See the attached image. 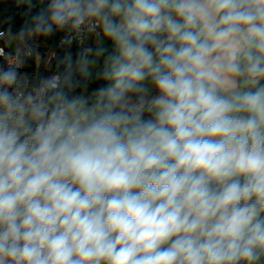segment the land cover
<instances>
[{"label":"clouds","instance_id":"1","mask_svg":"<svg viewBox=\"0 0 264 264\" xmlns=\"http://www.w3.org/2000/svg\"><path fill=\"white\" fill-rule=\"evenodd\" d=\"M17 3L23 47L0 48V264H258L264 0ZM65 30L114 46L90 96L73 94L97 62L85 53L31 89L19 71L29 37Z\"/></svg>","mask_w":264,"mask_h":264},{"label":"built area","instance_id":"2","mask_svg":"<svg viewBox=\"0 0 264 264\" xmlns=\"http://www.w3.org/2000/svg\"><path fill=\"white\" fill-rule=\"evenodd\" d=\"M48 0H43V7L46 6ZM99 31V29L97 30ZM4 33L0 36V48L6 54L10 53L16 55L18 47H23L21 41L16 38L15 33H9L6 30H0ZM71 38L72 42L65 43L66 38ZM93 33L82 32L77 35L75 32L56 31L55 39L50 41L40 40L37 36L29 37L27 39V46L33 49L31 56H24V63L20 66L19 71L29 78L28 87L31 89L33 86L39 85L41 80L52 74H59L56 69V63L60 52L64 49H74L78 54L85 53L87 56L94 54V49L97 41L99 40ZM88 49H92L88 52ZM5 65V59L0 56V66ZM155 90L153 89V93Z\"/></svg>","mask_w":264,"mask_h":264},{"label":"trees","instance_id":"3","mask_svg":"<svg viewBox=\"0 0 264 264\" xmlns=\"http://www.w3.org/2000/svg\"><path fill=\"white\" fill-rule=\"evenodd\" d=\"M33 5V4H32ZM27 5H20L17 3V0H0V30H6L11 27V33L17 34L24 21L27 19L24 16V12L27 10ZM43 7V0H39L38 3L34 4L32 7V13L35 14ZM56 31L53 32L50 36H37L40 40L50 41L52 42L55 39ZM72 55L73 61L79 55L78 52L74 49H64L60 52L56 63V69L59 74H63L65 72V64L62 63L65 56L68 54ZM99 74V73H98ZM91 75L89 77H83L77 71L74 74V79L80 81V86L75 89L73 94H76L81 89H88L92 93L95 89L105 86V81L98 75ZM254 90V89H253ZM150 118L147 114L145 119Z\"/></svg>","mask_w":264,"mask_h":264},{"label":"rangeland","instance_id":"4","mask_svg":"<svg viewBox=\"0 0 264 264\" xmlns=\"http://www.w3.org/2000/svg\"><path fill=\"white\" fill-rule=\"evenodd\" d=\"M39 0H32V4H36L38 3ZM103 47L104 49H106L105 53L103 56H96L95 52L97 50V48ZM114 46L111 44L110 41L105 40L103 38V35L101 34V37L99 38V40L97 41L96 45H95V49H94V54L91 56H88L89 59H95L97 62L94 66L90 67V71H91V75H95L100 73L103 70L104 67V57L107 56L108 54L112 53L114 51ZM83 94L85 96H90L91 92L88 89H81L80 91H78L75 95H80Z\"/></svg>","mask_w":264,"mask_h":264},{"label":"crops","instance_id":"5","mask_svg":"<svg viewBox=\"0 0 264 264\" xmlns=\"http://www.w3.org/2000/svg\"><path fill=\"white\" fill-rule=\"evenodd\" d=\"M261 84H264V81H261ZM240 86H241L242 89H247V88H251L252 87L251 85H245L242 79L240 81ZM258 264H264V257L261 258V261L258 262Z\"/></svg>","mask_w":264,"mask_h":264}]
</instances>
